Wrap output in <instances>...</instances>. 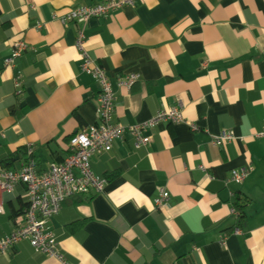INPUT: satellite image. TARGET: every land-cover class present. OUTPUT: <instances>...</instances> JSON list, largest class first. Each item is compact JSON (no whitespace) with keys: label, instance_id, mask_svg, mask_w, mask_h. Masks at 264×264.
I'll return each instance as SVG.
<instances>
[{"label":"crops","instance_id":"obj_1","mask_svg":"<svg viewBox=\"0 0 264 264\" xmlns=\"http://www.w3.org/2000/svg\"><path fill=\"white\" fill-rule=\"evenodd\" d=\"M103 1L0 0V167L20 151L5 166L20 169L31 150L46 171L63 162L81 128L100 123V86L75 46L84 27L89 54L116 92L114 123L172 108L184 120L154 122L147 146L136 148L126 133L92 156L95 174L118 171L103 191L67 199L47 222L66 262L264 264V0H138L85 25L61 20ZM17 40L28 46L16 61L20 94L5 66ZM129 75L138 80L119 86ZM222 132L235 139L215 145ZM244 168L241 184L227 181ZM1 198L3 238L24 224L27 194L17 185ZM0 264L64 263L24 240Z\"/></svg>","mask_w":264,"mask_h":264},{"label":"built area","instance_id":"obj_2","mask_svg":"<svg viewBox=\"0 0 264 264\" xmlns=\"http://www.w3.org/2000/svg\"><path fill=\"white\" fill-rule=\"evenodd\" d=\"M137 1L105 0L93 6L73 9L61 17V20L63 23L73 21L85 25L91 18L107 16L125 6L134 7ZM86 42L85 28L82 27L75 40V46L83 61V71L92 76L100 86L98 107L100 123L81 128L69 140L67 155L63 162L52 164L46 171L39 172L33 160L22 165L18 170L0 167V214L4 213L1 194L13 191L20 183L25 184L27 188L28 202L24 224L0 238V254L6 253L17 243L27 240L37 252L55 257L64 264H69L59 252L56 235L48 228L47 222L60 212L67 199L91 192H101L105 189L107 180L94 173L91 164L92 156L109 152L114 141L123 139L126 133L133 136L136 148L147 146L150 143V137L144 133L154 122L170 120L174 123H180L184 120L181 109L172 108L161 111L152 119L135 125L114 123L116 92L102 68L89 54ZM27 47L24 41H15L12 55L5 60V66L15 71L14 87L18 94L22 92L23 84L16 61L27 50ZM136 80H138L137 75H129L127 78L119 80L118 84L129 87ZM194 126L192 125L191 128H195ZM258 136H264V130ZM234 139L233 133L222 132L213 137L212 141L219 146ZM249 172V168L233 170L227 181L241 184ZM156 203L158 207L167 206V194L162 191ZM234 215L237 218L238 215L235 211ZM240 230L237 228L235 232L241 233Z\"/></svg>","mask_w":264,"mask_h":264},{"label":"trees","instance_id":"obj_3","mask_svg":"<svg viewBox=\"0 0 264 264\" xmlns=\"http://www.w3.org/2000/svg\"><path fill=\"white\" fill-rule=\"evenodd\" d=\"M72 138V137H71ZM70 138V139H71ZM21 154V152L20 151H16L15 153H10V154H8V155H4L2 158H1V167L2 168H5V169H9V168H7V167H5V166H8V164H11V163H13V160H14V158H15V156H17V157H19V156H21L20 155ZM29 157L28 158H26V162L24 163V164H26V163H28L30 160H33L35 163H36V165H37V161L35 160V158L32 156V152H31V150L29 151ZM23 164V165H24ZM117 171L118 170H116V171H113V172H111V173H109V175H107L106 177L105 176H100V177H103V178H105L106 180H107V182H108V180L109 179H111L113 176H115L116 175V173H117ZM18 185H21L22 187H24V189H25V191H26V194H27V188H26V186H25V184H23V183H20V184H18ZM27 201V200H26ZM236 207H235V210L238 212V214H239V220H241L242 218H243V216H242V214H243V212L241 211V206H239V205H235ZM27 208H28V202H26V208H25V210L24 209H22L20 212L22 213H26V211H27ZM241 212H240V211ZM17 229V228H16ZM15 230V229H14ZM13 230V231H14ZM11 233V232H10ZM9 233V234H10Z\"/></svg>","mask_w":264,"mask_h":264}]
</instances>
